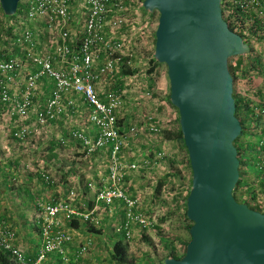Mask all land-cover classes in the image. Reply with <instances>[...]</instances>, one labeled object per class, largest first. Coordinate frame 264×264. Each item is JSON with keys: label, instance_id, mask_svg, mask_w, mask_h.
Here are the masks:
<instances>
[{"label": "built area", "instance_id": "built-area-1", "mask_svg": "<svg viewBox=\"0 0 264 264\" xmlns=\"http://www.w3.org/2000/svg\"><path fill=\"white\" fill-rule=\"evenodd\" d=\"M141 1L20 0L13 16L0 13V125L10 141L33 140L71 117L75 126L65 127L66 141L104 165L102 173L86 179L84 193L71 188L57 199H35L30 225L39 243L33 258L16 245L17 231L0 219V254L8 264H42L50 258L77 264L93 248L91 236H81L80 229H98L106 221L101 216L112 218L117 211L119 219L104 226L122 242L152 226L123 188L125 177L138 168L122 162L134 127L119 121L121 98L104 87L123 64L129 66L131 55L115 36L128 9L141 8ZM229 5L242 12L261 7L258 0H230ZM56 141L63 142L60 134ZM258 148L256 169L264 172V137ZM39 175L44 184L52 183L47 174Z\"/></svg>", "mask_w": 264, "mask_h": 264}, {"label": "rangeland", "instance_id": "rangeland-1", "mask_svg": "<svg viewBox=\"0 0 264 264\" xmlns=\"http://www.w3.org/2000/svg\"><path fill=\"white\" fill-rule=\"evenodd\" d=\"M229 1L224 0L222 4L223 17L231 15L236 20L234 29L242 27L251 46L248 54L227 60L234 68L240 63L234 74L233 93L240 104H245L252 112L249 115L242 110L238 115L243 119V136L237 143L248 157L247 147L253 145L256 137H264V13H257L264 8V0H258L261 7L242 13L239 8L230 6ZM132 6L125 14V26L115 36L123 41L131 55L129 66L123 64L122 67L132 71V75L122 76L118 70L106 80L104 87L116 91L121 98L122 107L116 117L124 126L134 127V135L127 138L122 162L134 163L138 168L125 177L123 188L130 199H137L145 217L153 221L150 228L134 231L131 238L123 242L126 247L123 264H163L170 249H173V256L179 258L189 240L191 223L183 217V199L189 190L191 173L180 142L170 139L179 127L177 112L168 102L165 66L158 63L154 66L150 62L158 14L156 11L148 14L136 4L134 10ZM73 120L62 118L43 129L33 140L21 144L10 141L7 128L0 125V219L16 227L19 234L27 232L26 224L30 225L35 199H57L67 186L81 187L88 177L102 173L104 165L100 159L85 156L76 143L66 141L65 127L75 126ZM58 134L62 136V143L56 141ZM243 163L251 164L247 160ZM246 166L241 170V180L246 185L240 189L238 201L248 200L252 205L251 199L249 201L251 189L254 204L260 207L264 200V185H261L264 179L255 177ZM39 171L47 174L52 183L44 184ZM158 182L161 186L155 194L153 188ZM119 216L117 211L112 218L105 215L101 218L115 221ZM106 221L102 220L103 226L88 234L95 251L100 252L96 257L100 263L96 264H117L109 261V254L110 245L118 236L104 226Z\"/></svg>", "mask_w": 264, "mask_h": 264}, {"label": "water", "instance_id": "water-1", "mask_svg": "<svg viewBox=\"0 0 264 264\" xmlns=\"http://www.w3.org/2000/svg\"><path fill=\"white\" fill-rule=\"evenodd\" d=\"M222 0H143L156 11L153 60L163 64L168 102L176 110L191 178L185 217L189 241L179 259L163 264H264V208L236 202L238 179L234 116L227 60L249 47L221 18ZM20 0H0L5 17Z\"/></svg>", "mask_w": 264, "mask_h": 264}, {"label": "trees", "instance_id": "trees-1", "mask_svg": "<svg viewBox=\"0 0 264 264\" xmlns=\"http://www.w3.org/2000/svg\"><path fill=\"white\" fill-rule=\"evenodd\" d=\"M224 0L221 1L220 3V12H221V18L222 20L225 22L227 28L237 34L241 39L242 41L248 45L249 47V52L251 51V46H250V39L247 37L246 33H244V29L242 27H238V30L236 31L234 29V22L236 21L231 15H229L228 17L224 18L223 17V8H222V4H223ZM21 9V5L20 3L17 4V8L16 10H19ZM237 9V8H236ZM239 12L242 13V11L239 10ZM1 13V11H0ZM234 19V20H231ZM244 33V34H243ZM248 52V53H249ZM231 59V58H230ZM154 66L155 65H158L154 60L153 58H151V61H150ZM240 68V63L237 62L236 63V66L235 68L232 67L230 65V62H228L227 64V70L229 72V75L231 77V81H232V98H233V102H234V116L236 117V119L238 120L239 122V125H240V134L239 136L234 140L233 142V146L235 147V150H236V158L238 160V179H237V182L232 190V197L233 199L238 202V203H242L244 205H246L249 209L253 210V211H262L263 208H264V200L262 202V205L259 207V206H256L254 204V196H253V193H252V190L250 189V198H249V201L251 199V202H252V205H249V203L247 202L248 200H243V201H238V195H240V189L245 186V182L241 180L242 178V167L243 166H246L244 165V160H247V161H250V165L246 166L248 167V170H250L251 173L255 174V177H258L260 179H264V172H261L259 171L258 169H256V161H257V155H258V151H259V148H258V143L262 140L260 137H256L255 139V142L253 143V145L251 146H248L247 147V151L250 153V156H245V151L242 149V145L240 143H237V141L243 136V132H242V126H243V119H239L238 118V115L241 114V111L243 110L245 113L249 114V115H252V112L249 111V109H247L246 105L243 104L241 105L240 102L236 99V97L234 96V93H233V90H234V86H235V83H236V78H235V72ZM119 73L120 75L122 76H130L132 75V71H130L129 69H125V68H121L119 70ZM172 109H174L172 107ZM175 110V109H174ZM176 113V111H175ZM246 119V118H245ZM176 122L178 124V117H177V113H176ZM166 139H169V137L165 136ZM170 139H175L176 141H179L184 152L186 153V150L183 146V142H182V139H181V135H180V132H179V128L177 130V132L175 133L174 135V138H170ZM187 164H188V161H187ZM86 181V180H85ZM84 184L85 182L83 183V185H81V187H76V189H82V193L85 192V188H84ZM261 185H264V184H261ZM160 186H161V182H158L156 184V186L153 188L155 194H157L159 192V189H160ZM71 188H74L73 186H67L63 191V193H67ZM249 188H247L246 190H248ZM249 193V191H247ZM188 194V190H187V193L183 199V204H184V207H185V199H186V196ZM63 195V194H62ZM264 199V197H263ZM184 219L186 220V217H185V213L183 215ZM73 226L76 227V223H73ZM94 229H84V233L85 234H88V233H91L93 232ZM145 239V238H144ZM146 240V239H145ZM164 241V240H163ZM189 241V240H188ZM187 242L184 244V249H185V246H186ZM111 246V251H110V254H109V261L112 263V262H115L117 264H123L126 260V247H125V244L122 242L121 238L118 236L115 241L110 245ZM165 247V246H164ZM184 253V252H183ZM168 256L164 257V259H179L182 257V255L179 257V258H176L173 256V249H170V251L167 253ZM0 264H8V261H7V258L5 255H2L0 254Z\"/></svg>", "mask_w": 264, "mask_h": 264}, {"label": "crops", "instance_id": "crops-1", "mask_svg": "<svg viewBox=\"0 0 264 264\" xmlns=\"http://www.w3.org/2000/svg\"><path fill=\"white\" fill-rule=\"evenodd\" d=\"M32 216H33V210H32ZM32 218V217H31ZM31 220V219H30ZM30 222V221H29ZM20 227V226H18ZM29 227L31 228V230L29 229ZM16 229V227H14ZM26 230L27 232L21 233L19 234L17 232V238H16V245L22 250L23 253H25L26 255H28L29 257L33 258L35 253H36V249L38 246V239L36 238L33 229L31 227V225L26 224ZM81 231V236L83 237H87L89 236L88 234L84 233L83 229H80ZM28 234V235H27ZM95 245L93 246V248L89 251H91L90 253H87L86 255L82 256L81 258H78L76 260L77 264H96V263H100L99 259L96 258L100 255H98V253H100L99 251H95ZM73 248L69 249V254L72 253ZM69 258H73V255H69ZM42 264H56V261L53 259H49L47 261H45Z\"/></svg>", "mask_w": 264, "mask_h": 264}]
</instances>
